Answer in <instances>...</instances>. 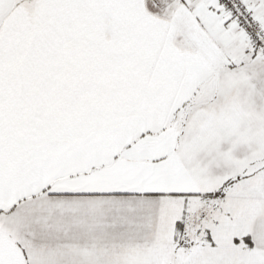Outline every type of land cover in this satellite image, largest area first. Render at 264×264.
Segmentation results:
<instances>
[{"label":"snow or ice","instance_id":"obj_1","mask_svg":"<svg viewBox=\"0 0 264 264\" xmlns=\"http://www.w3.org/2000/svg\"><path fill=\"white\" fill-rule=\"evenodd\" d=\"M0 264H264V0H0Z\"/></svg>","mask_w":264,"mask_h":264}]
</instances>
